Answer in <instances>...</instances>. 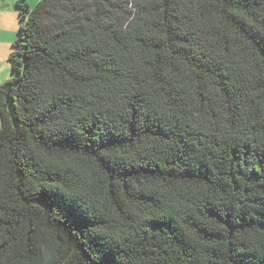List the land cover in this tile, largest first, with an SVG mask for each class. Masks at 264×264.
<instances>
[{
    "label": "trees",
    "instance_id": "16d2710c",
    "mask_svg": "<svg viewBox=\"0 0 264 264\" xmlns=\"http://www.w3.org/2000/svg\"><path fill=\"white\" fill-rule=\"evenodd\" d=\"M15 9L0 264H264V0Z\"/></svg>",
    "mask_w": 264,
    "mask_h": 264
},
{
    "label": "rangeland",
    "instance_id": "374dc122",
    "mask_svg": "<svg viewBox=\"0 0 264 264\" xmlns=\"http://www.w3.org/2000/svg\"><path fill=\"white\" fill-rule=\"evenodd\" d=\"M41 0H27L30 7ZM16 0H0V85L12 77L11 64L8 61L12 43L18 36V14Z\"/></svg>",
    "mask_w": 264,
    "mask_h": 264
},
{
    "label": "crops",
    "instance_id": "0c3cea01",
    "mask_svg": "<svg viewBox=\"0 0 264 264\" xmlns=\"http://www.w3.org/2000/svg\"><path fill=\"white\" fill-rule=\"evenodd\" d=\"M17 1V0H16ZM13 44V43H12Z\"/></svg>",
    "mask_w": 264,
    "mask_h": 264
}]
</instances>
